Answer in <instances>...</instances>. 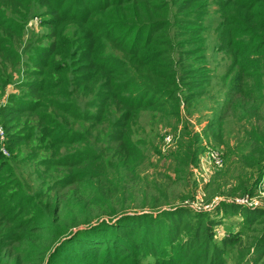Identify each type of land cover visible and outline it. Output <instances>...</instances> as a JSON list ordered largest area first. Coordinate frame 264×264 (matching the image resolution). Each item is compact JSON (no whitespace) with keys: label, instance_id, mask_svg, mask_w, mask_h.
<instances>
[{"label":"trees","instance_id":"trees-1","mask_svg":"<svg viewBox=\"0 0 264 264\" xmlns=\"http://www.w3.org/2000/svg\"><path fill=\"white\" fill-rule=\"evenodd\" d=\"M35 1L49 16L40 19L49 26L45 33L49 44H34L29 52L28 63L33 68L27 70L28 75L39 80H24L28 95H14L0 105L8 146L13 149L22 139L10 132V124L35 115L39 121L35 126L42 127L41 138L58 130L60 141L69 147L83 138V132L73 131L69 125L83 117L88 127L108 137L111 152L104 154L92 147L70 149L53 159L50 164L66 169L56 184H74L75 188L62 202L56 190L54 203L43 204L44 213L39 215L32 208L29 214V207L39 201L37 193L5 195L0 185V217L5 216L10 224L0 239V264H118L124 260L136 264L142 258L151 264H228L226 247L235 250L238 235H225L218 242L213 231L216 221L207 212H196L182 203L160 209L157 195L145 189L142 205H127L122 185L127 176L138 175L146 157L131 139L140 112L170 108L178 114L181 103L189 105L207 96L214 83L221 84L211 95L219 113L209 116V127L216 123L219 130L229 113L243 118L242 125L251 126V132L258 135L245 144L253 142L258 153L252 150V156H241L242 161L237 162L243 170L251 168L247 176L256 178L261 173L264 0ZM211 4L220 13V47L233 58L232 65L240 66L236 84L227 81L232 70L217 76L202 61L203 20ZM7 10L11 15H23L29 10V0H0V31L20 39L27 24L13 21L15 17L7 16ZM2 34L0 89L8 84L21 58ZM247 78L252 79L249 85ZM79 96L95 97L94 111H76ZM58 117L63 122L58 123ZM241 143L243 150L245 144ZM3 160L0 155V169ZM245 176L242 171L240 180ZM247 176L239 193L251 196L254 180L251 183ZM153 190L161 194L160 189ZM237 194L234 191L232 196ZM220 208L241 212L245 228L264 215V208L234 202L223 201L216 210ZM262 250L264 231L237 253L233 264H264V259H258Z\"/></svg>","mask_w":264,"mask_h":264},{"label":"rangeland","instance_id":"rangeland-1","mask_svg":"<svg viewBox=\"0 0 264 264\" xmlns=\"http://www.w3.org/2000/svg\"><path fill=\"white\" fill-rule=\"evenodd\" d=\"M8 12L9 10L6 11L7 16L15 17L13 21L19 19L20 22H24L25 20L27 25L24 27V33L20 39L14 35L2 34L0 31V34L13 43L14 50L19 51L21 57L20 62L11 71L13 75L9 78L8 84L0 89V105L10 102L14 95L27 94L26 87L23 86L24 80H39L38 76L30 77L28 75L27 70L33 68L31 63H28L30 61L29 52L34 44L41 47H47L49 44V39L45 37L49 26L40 23L41 18L49 16L35 0H29V10L23 15H11ZM220 21L217 6L211 4L203 20L202 61L217 76L224 75L228 68L232 70L227 81L236 84V76L239 74L237 70L240 66L232 65L233 58L220 47ZM246 82L249 85L252 79L247 78ZM213 85L215 87L207 96L195 99L189 105L181 103V111L178 114H173L170 108L147 109L140 112L136 124L132 126L131 139L141 148L146 157L138 167V175L127 176L122 187L127 199L125 203L133 207L145 202L141 195L142 189H145L149 194L157 195L161 205L160 209H167L171 205L182 203L196 212H207L216 221L213 231L218 242L225 235L240 237L235 250L233 247H226L225 259L228 264H233L237 253L249 246V241L252 238L262 235L264 215L259 217V221L245 228L241 212H235V210L227 212L222 208L216 210V207L225 201L238 203L246 208H264V167L255 178V176L246 174L251 168L243 170V165L237 162L241 160V156H252V150L255 154L258 153L253 142L245 144L247 139L254 134L251 132V126L242 125L244 120L238 114H227L222 123L223 127L221 126L219 130L216 128V123L209 127V116L212 113H219L215 104L211 102V95L221 87V84L214 83ZM24 99H29V96H25ZM93 99L95 97L92 96L77 97L76 111H94ZM48 111L54 115L57 114L52 110ZM114 114L116 113L114 112ZM37 118L38 116L35 115L22 117L10 124V132L22 138L21 142L11 149L6 142L7 135L0 117V155L4 158V166L0 169V185L4 187L5 195L24 193L30 196L37 193L39 201L29 207V214L32 208L39 215L44 213L43 204L49 206L54 203L53 199L55 195L57 196L56 190H59L58 197L62 202L71 195L75 188L74 184L65 187L60 183L56 184L57 180L63 177L66 169L63 166L50 164L53 159L64 156L70 149L92 147V150L102 151L104 154H110L111 150L109 151L107 147L110 141L108 137L105 134H98V131L88 127L89 122L83 117L75 119L69 125L73 131L83 132V138L71 142L69 147L60 141L61 135L58 130H53L49 138L45 135L41 138L42 127L35 126ZM57 122L63 121L58 117ZM34 127L36 128L33 129ZM103 137L105 138L103 139ZM254 137H258V135H254ZM240 141L245 144L243 150L240 149L242 145ZM54 152L57 154L51 159ZM225 153L231 157L225 158L224 156L223 159ZM242 171H245V175L251 179V183L254 180L251 196L239 193L242 181L246 177L240 180ZM152 188L160 189L161 194ZM234 191L238 192L236 196H232ZM29 214H26L25 217H30ZM19 218L21 219V216ZM8 224V219L5 216L0 217V239L5 236ZM259 255H257L260 257L259 261L263 260L264 254ZM148 261L146 258H142L136 264H151ZM103 262L100 263L103 264ZM123 262L128 263L129 261L124 260L118 264Z\"/></svg>","mask_w":264,"mask_h":264},{"label":"built area","instance_id":"built-area-1","mask_svg":"<svg viewBox=\"0 0 264 264\" xmlns=\"http://www.w3.org/2000/svg\"><path fill=\"white\" fill-rule=\"evenodd\" d=\"M30 25V24H29ZM220 160V159H219Z\"/></svg>","mask_w":264,"mask_h":264}]
</instances>
